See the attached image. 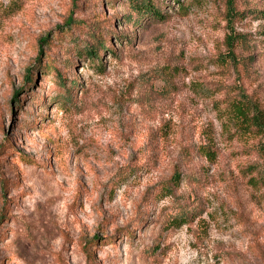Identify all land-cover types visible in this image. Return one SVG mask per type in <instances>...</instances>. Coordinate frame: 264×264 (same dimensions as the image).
<instances>
[{"label": "rangeland", "instance_id": "obj_1", "mask_svg": "<svg viewBox=\"0 0 264 264\" xmlns=\"http://www.w3.org/2000/svg\"><path fill=\"white\" fill-rule=\"evenodd\" d=\"M135 1L0 0V264H264V0Z\"/></svg>", "mask_w": 264, "mask_h": 264}, {"label": "trees", "instance_id": "obj_2", "mask_svg": "<svg viewBox=\"0 0 264 264\" xmlns=\"http://www.w3.org/2000/svg\"><path fill=\"white\" fill-rule=\"evenodd\" d=\"M132 8L140 13L142 11L149 12L152 16L158 19H162L163 15L159 11L158 8H156L153 4H151L150 0H140L132 2ZM234 13L233 10H231L230 14L232 15ZM264 14V11H262ZM232 30V29H231ZM237 39V34L232 33L231 31L226 36V45H227V55L226 57L232 61L236 60V56L233 51V45L234 41ZM95 50L93 48H89L86 50V54L88 57L94 58L97 57V52H94ZM28 79V78H27ZM233 110L235 112V115L241 119V121L246 120V122H243L245 126H248L250 129H256L258 131H261L264 133V114L261 112V108L253 102H250L248 100L241 102H235L233 105ZM206 154L208 152L204 150ZM0 186L1 189L5 192L6 188V180L3 177H0ZM3 204L5 202V197L2 194ZM0 214L2 215L3 212L1 211Z\"/></svg>", "mask_w": 264, "mask_h": 264}]
</instances>
